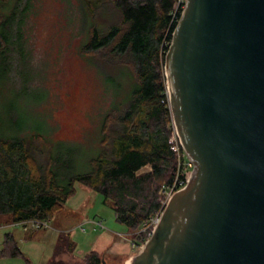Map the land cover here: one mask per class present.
Listing matches in <instances>:
<instances>
[{
    "label": "trees",
    "instance_id": "trees-1",
    "mask_svg": "<svg viewBox=\"0 0 264 264\" xmlns=\"http://www.w3.org/2000/svg\"><path fill=\"white\" fill-rule=\"evenodd\" d=\"M82 2L90 22L84 49L127 70L130 94L104 115L97 153L84 163L73 143L56 141L39 126L23 130L2 124L0 115V226L51 221L82 185L103 197L129 233L138 232L160 209L164 187L179 173L165 74V57L182 14L178 0ZM29 7V0H0V87L14 70L22 77L16 64L25 56ZM76 250L62 231L50 264H64L59 256ZM2 256L25 258L13 233L5 234ZM84 261L101 264L95 251Z\"/></svg>",
    "mask_w": 264,
    "mask_h": 264
},
{
    "label": "water",
    "instance_id": "water-1",
    "mask_svg": "<svg viewBox=\"0 0 264 264\" xmlns=\"http://www.w3.org/2000/svg\"><path fill=\"white\" fill-rule=\"evenodd\" d=\"M165 74L193 175L130 264H264V0H186Z\"/></svg>",
    "mask_w": 264,
    "mask_h": 264
},
{
    "label": "rangeland",
    "instance_id": "rangeland-1",
    "mask_svg": "<svg viewBox=\"0 0 264 264\" xmlns=\"http://www.w3.org/2000/svg\"><path fill=\"white\" fill-rule=\"evenodd\" d=\"M16 1L11 0L13 4ZM29 3L26 41L22 44L25 56L18 58L16 64L22 77L14 70L0 87L2 124L11 123L23 130L39 126L56 141L78 147L84 163L97 153L104 115L128 98L132 78L123 67L109 62L106 55H89L84 49L90 22L86 19L87 8L82 0H29ZM100 23L107 21L100 18ZM172 128L174 131L173 125ZM79 194L77 192L76 196ZM91 195L84 209L76 212L78 216H63L67 213L64 212L68 209L66 205L63 213L50 222V228L37 230L32 241L47 242L49 246L44 264H50L55 239L62 231L68 232L77 245L73 255L59 256L64 264H86L84 259L93 251L101 264L103 260L106 264H128L130 256L140 253L142 249L134 245L138 243L139 231L129 233L125 225L117 222L111 206L96 201L99 194ZM94 219L102 222L104 228L90 223ZM23 227L0 226V245L5 234L13 233L25 255V258H16L36 264L23 251L20 241V236H25ZM126 232L128 235H116ZM123 238L133 243L131 246L135 249L130 255L111 254L112 240Z\"/></svg>",
    "mask_w": 264,
    "mask_h": 264
},
{
    "label": "crops",
    "instance_id": "crops-1",
    "mask_svg": "<svg viewBox=\"0 0 264 264\" xmlns=\"http://www.w3.org/2000/svg\"><path fill=\"white\" fill-rule=\"evenodd\" d=\"M77 192L78 193L80 192L78 197L76 196ZM77 192H76V194L73 197H71L68 200V202L66 204L68 209L67 210L64 209L65 211L63 210L64 212H67V213H64L63 216H70V215L78 216L76 212H78L80 210H83L85 205H86V203H88L92 199V195L91 194H93V192L91 190L83 187V186L79 187V185H77ZM95 198H96V201L100 200V202L103 203V197L102 196H99V197L96 196ZM63 211H62V213H63ZM58 216H55L51 221H48L49 224H50V222L55 221ZM86 220H88V219H86ZM93 222H98V221H96L94 219ZM93 222L90 221V223H93ZM21 225H23V224L9 225V226H6V227H13V226L23 227ZM25 227L26 228L23 227L24 230H25V236L24 237L20 236V241L23 243L22 244L23 251L36 264H44L43 260L45 259L46 255H47V251L49 250L48 243L47 242H44V243L33 242L32 239L34 238L35 235L38 234L37 230H39V229L34 228L32 226L28 227L26 225H25ZM9 233H11V232H9ZM121 234L122 235H126V234L128 235V232L119 233V234H116V235H121ZM42 236H44V235H42ZM58 238H59V235L55 239L56 242H57ZM56 242H55L54 247H53V256H54V252H55ZM131 245H133V243H131L126 238H123V239H120V240L113 239L111 244L109 245V252L111 254H114V255H122V254H125V255L129 254L130 255L132 250L135 249ZM2 250H3V244L0 245V264H27L25 261H23L22 259H19V258H6V257H3L2 256ZM133 258H134L133 255H132V258L130 256V261H129L128 264H130V262H131V260Z\"/></svg>",
    "mask_w": 264,
    "mask_h": 264
},
{
    "label": "built area",
    "instance_id": "built-area-1",
    "mask_svg": "<svg viewBox=\"0 0 264 264\" xmlns=\"http://www.w3.org/2000/svg\"><path fill=\"white\" fill-rule=\"evenodd\" d=\"M185 3L186 0H178L177 3V10L179 8L183 9L185 8ZM170 142L172 143V149L177 155L178 159V165H179V173L174 179V181L164 187L163 190V198L161 200V207L159 210L155 212V214L143 224L141 230L138 233L139 240L137 245L139 249H143L145 245L152 239V237L155 234V231L160 224L162 217L164 215L165 209L167 205L169 204V201L171 198L178 193L179 191L183 190L186 188L188 183L190 182L192 175H193V169H194V164L192 161L187 157L185 150L183 148L182 142L179 138V135L174 128V134L170 139ZM26 226H32L37 229H46L49 228V222L48 221H32V222H27V223H21ZM94 226L96 227H103L102 222H93ZM83 231H85V228H81ZM96 229V228H94Z\"/></svg>",
    "mask_w": 264,
    "mask_h": 264
},
{
    "label": "bare ground",
    "instance_id": "bare-ground-1",
    "mask_svg": "<svg viewBox=\"0 0 264 264\" xmlns=\"http://www.w3.org/2000/svg\"><path fill=\"white\" fill-rule=\"evenodd\" d=\"M40 222V221H39Z\"/></svg>",
    "mask_w": 264,
    "mask_h": 264
},
{
    "label": "flooded vegetation",
    "instance_id": "flooded-vegetation-1",
    "mask_svg": "<svg viewBox=\"0 0 264 264\" xmlns=\"http://www.w3.org/2000/svg\"><path fill=\"white\" fill-rule=\"evenodd\" d=\"M103 262V261H102Z\"/></svg>",
    "mask_w": 264,
    "mask_h": 264
}]
</instances>
